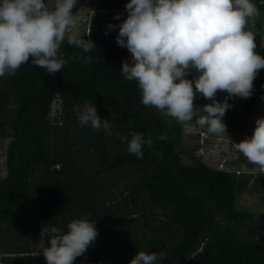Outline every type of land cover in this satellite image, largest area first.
Masks as SVG:
<instances>
[{"label":"trees","instance_id":"trees-1","mask_svg":"<svg viewBox=\"0 0 264 264\" xmlns=\"http://www.w3.org/2000/svg\"><path fill=\"white\" fill-rule=\"evenodd\" d=\"M83 2L77 0L74 15ZM253 2L264 10L262 0ZM105 33L81 35L96 45L88 53L66 41L59 54L67 63L54 76L30 58L15 75L0 77V136L12 137L8 172L0 179V264H47L42 253L35 255L41 227L66 232L70 221L84 217L96 223L99 235L74 264H129L135 256L128 252L131 244L147 242L151 248L165 238L171 247L157 264H264V211L235 206L237 189L253 176L206 162L184 163L166 137L159 111L142 105L137 83L121 74L130 53L117 45L116 34ZM253 34L255 51L264 54L261 34ZM89 56L92 62L86 64ZM56 99L62 111L52 120ZM238 99L229 102L233 107L223 117L227 132L245 131L254 111H264V87ZM85 100L109 120L111 136L72 122L74 108ZM194 103L203 107L210 101L197 97ZM181 127L171 133L180 135ZM131 131L154 141L143 148L141 159L119 139H130ZM126 167L143 168L145 175L125 186L128 192L120 201L116 189L123 185ZM260 177L264 174L253 183L262 185ZM147 206L166 212L162 225L150 222ZM151 226L153 240L147 241ZM45 245L50 246L47 238Z\"/></svg>","mask_w":264,"mask_h":264},{"label":"clouds","instance_id":"clouds-1","mask_svg":"<svg viewBox=\"0 0 264 264\" xmlns=\"http://www.w3.org/2000/svg\"><path fill=\"white\" fill-rule=\"evenodd\" d=\"M76 4L77 0H55L54 4L0 0V77L15 75L30 58L33 65L54 76L67 63L59 54L65 40L85 53L96 48L92 39L80 35L73 13ZM125 11L127 18L118 26L116 43L128 50L130 60L123 61L120 70L126 80L137 83L140 103L181 124L195 121L209 134L227 135L223 117L233 107L229 100L250 98L253 82L264 69L254 34L246 30L259 14L253 0H129ZM114 19L119 20V14ZM116 27L107 25L108 30ZM91 62L92 57L86 58V64ZM218 92L227 94L222 101L216 98ZM197 97L210 103L199 107L194 103ZM76 112L81 127L113 134L109 120L102 119L88 100ZM129 136L119 139L127 142L128 153L143 158V148L153 146L151 136L136 131ZM233 144L264 174V117L255 119L250 137ZM98 235L96 223L87 217L70 221L66 232L46 224L35 255L42 253L47 264H74ZM46 238L50 246L45 245ZM163 258L162 251H139L129 264H157Z\"/></svg>","mask_w":264,"mask_h":264},{"label":"rangeland","instance_id":"rangeland-1","mask_svg":"<svg viewBox=\"0 0 264 264\" xmlns=\"http://www.w3.org/2000/svg\"><path fill=\"white\" fill-rule=\"evenodd\" d=\"M129 0H86L83 10H79L75 16L78 18V29L80 35L86 34L89 31H99L107 32L111 34L118 35L119 24L127 18V12L125 11V5ZM119 14L120 19H114V17ZM111 23L117 27L108 30L107 25ZM246 30L252 32H258L262 36V45L264 47V10H259V14L254 18V23L252 20L249 21ZM67 40H65L66 42ZM65 42L62 44L61 48L64 46ZM60 48V49H61ZM264 56L263 53L260 54ZM254 90L257 88L264 87V69L259 71L258 76L254 80ZM253 90V91H254ZM217 100L222 99V92L217 93ZM15 105L12 103V108ZM79 107L83 109L84 104L76 106L72 114V122L76 124L78 122L76 108ZM62 111V104L59 99L53 102L51 110V119L56 120ZM160 116L163 119L166 130L168 132L167 139L173 142L177 151L180 154L182 161L186 164H197L199 162H206L219 169H234L239 170L242 174H247L249 170L253 169L251 176L258 174L256 171L257 166L248 163L245 157L239 153L233 143H239L243 140L244 131H233L227 132V135H212L206 133L202 137V129L194 121L182 124L181 134L171 133L173 128L180 124L175 118L166 116L160 111ZM259 117H264V111L255 110L251 116L249 123H251L250 130L252 131L255 127V119ZM76 126V125H75ZM249 126V124H248ZM246 127V130L248 128ZM77 127V126H76ZM12 137L0 136V179L7 175V149ZM257 172V173H254ZM238 174V173H237ZM145 175V171L140 167H126L124 172H122V183L119 189H116L117 199L123 201L127 194L125 186L130 183L137 182L141 180ZM239 175V174H238ZM260 183H253L254 178L250 181L249 185L244 189L239 188L236 191V203L237 209L245 210L249 212L264 211V177H260ZM135 207V206H134ZM133 207V208H134ZM144 207V206H143ZM132 208V209H133ZM137 206L135 207V209ZM149 208L147 215L150 216V222L156 226H160L166 220L165 211L158 208ZM143 209V208H142ZM152 229L150 227V233L148 234V240L152 239ZM164 240L154 242L151 248L146 247V243H142L140 246L131 244L129 246L128 252L131 256L138 254L139 251L145 252H167L171 247V243Z\"/></svg>","mask_w":264,"mask_h":264},{"label":"crops","instance_id":"crops-1","mask_svg":"<svg viewBox=\"0 0 264 264\" xmlns=\"http://www.w3.org/2000/svg\"><path fill=\"white\" fill-rule=\"evenodd\" d=\"M46 2H51V3H55V0H46ZM85 3H86V0H84V2H83V5H82V7H81V9L80 10H83V8H84V6H85ZM250 127H251V123H249V126H248V128H247V130H245L244 131V134H243V138L245 139L246 137H250L251 135H252V132H253V130L251 131L250 130ZM256 171L258 172V168H256ZM257 172H254V173H257ZM251 174V173H253V169L252 170H249L248 172H247V174ZM260 173L258 172V174H255V176H253V178H255L257 175H259ZM252 178V179H253Z\"/></svg>","mask_w":264,"mask_h":264},{"label":"built area","instance_id":"built-area-1","mask_svg":"<svg viewBox=\"0 0 264 264\" xmlns=\"http://www.w3.org/2000/svg\"><path fill=\"white\" fill-rule=\"evenodd\" d=\"M226 95H227L226 93L222 94V99H221V100H223L224 97H225ZM238 100H239L238 98H232V99L229 100V102L233 101V102H235V103H238V102H239ZM206 133H208V132L202 131V132H201L202 137L205 136ZM238 171H239V170H238ZM239 172H240V171H239Z\"/></svg>","mask_w":264,"mask_h":264}]
</instances>
